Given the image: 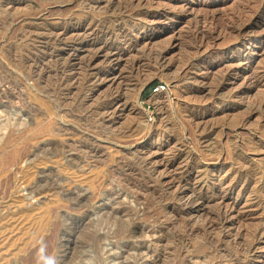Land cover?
<instances>
[{"label":"rangeland","instance_id":"obj_1","mask_svg":"<svg viewBox=\"0 0 264 264\" xmlns=\"http://www.w3.org/2000/svg\"><path fill=\"white\" fill-rule=\"evenodd\" d=\"M120 263L264 264V0H0V264Z\"/></svg>","mask_w":264,"mask_h":264},{"label":"bare ground","instance_id":"obj_2","mask_svg":"<svg viewBox=\"0 0 264 264\" xmlns=\"http://www.w3.org/2000/svg\"><path fill=\"white\" fill-rule=\"evenodd\" d=\"M131 42V41H130ZM134 44V43H133ZM98 46V45H97ZM135 46V45H134ZM119 56V55H118ZM117 56V57H118ZM121 56V55H120ZM115 57V56H114ZM157 63V62H156ZM202 88H204V87H202ZM198 89V88H197ZM12 90V89H11ZM196 90V89H195ZM200 90V89H199ZM14 91V90H13ZM12 91V92H13ZM200 91H202V90H200ZM195 92V91H194ZM195 93H197V92H195ZM205 93V92H204ZM198 94V93H197ZM15 95V94H14ZM139 148V147H138ZM137 148V149H138ZM140 151V150H139ZM140 152H142V151H140ZM138 153V152H137ZM246 171V170H245ZM248 172V171H247ZM246 172V173H247ZM241 173V172H240ZM242 175V174H241ZM244 175V174H243ZM183 189V188H182ZM181 189V191L179 192V194H181V195H183V194H185V193H187V190H182ZM191 195L189 196V197H187L186 198V200L183 202V206L186 208V209H189V212L192 210V209H195V208H200L201 206H202V204H204L203 202V200L200 198V197H197L196 195H194V193H193V190L191 189ZM193 193V194H192ZM184 197V196H183ZM178 198H180V196L178 197ZM181 199V198H180ZM172 200V199H171ZM184 200V199H183ZM182 200V201H183ZM177 202H178V199H177ZM180 202V201H179ZM235 207V206H234ZM202 209V208H201ZM230 209V208H229ZM236 209V208H235ZM199 211H201V210H199ZM193 212V211H192ZM113 213V212H112ZM190 215V214H189ZM206 215H207V213H206ZM206 215H204V217L206 216ZM208 216V215H207ZM207 216H206V218H207ZM212 216H213V213H212ZM214 216H216V214L214 215ZM225 216V215H224ZM211 217V216H210ZM210 217H208L209 219H210ZM203 218V217H202ZM199 219V218H198ZM204 219V218H203ZM213 219V218H212ZM216 219H218V223H212L211 221H209L208 223V226H209V228L211 227H223L224 226V224H227V222H228V220H230V219H228L227 218V216H225V217H223V219H220L219 217L218 218H216ZM205 220V219H204ZM201 221V220H200ZM203 221V220H202ZM202 221H201V223H202ZM206 221V220H205ZM216 222H217V220H216ZM204 223V222H203ZM202 223V224H203ZM228 225V224H227ZM226 226V225H225ZM228 227V226H227ZM200 229V228H199ZM202 229V228H201ZM205 229V228H204ZM225 229V228H224ZM213 230H215V229H213ZM210 231V230H209ZM221 231H222V229H221ZM221 231H220V233H221ZM257 231V230H256ZM255 231V232H256ZM140 232V231H139ZM146 232V231H145ZM224 232V231H223ZM215 233H217V232H215ZM218 233H219V230H218ZM135 234V233H134ZM137 234V233H136ZM139 234V233H138ZM214 234V233H213ZM255 234H257V233H255ZM212 235V234H211ZM221 235V234H220ZM219 235V236H220ZM227 235V234H226ZM225 234H224V236H226ZM254 236V235H253ZM171 237V236H170ZM227 237V236H226ZM167 238V237H166ZM209 238H211V237H209ZM220 238V237H219ZM225 238V237H224ZM212 240H213V238H212ZM219 241V240H218ZM252 243V242H251ZM246 245V243L244 244V246ZM253 245V244H252ZM248 246V245H247ZM246 248V247H245ZM250 244H249V247H248V250L247 251H249L250 250ZM246 250V249H245ZM245 250H244V252L243 253H245ZM152 251V250H151ZM237 251V250H236ZM241 251H243V250H241ZM246 251V252H247ZM148 252H150V251H148ZM147 252V253H148ZM240 252V251H239ZM250 252V251H249ZM252 252V251H251ZM234 254V253H233ZM236 254H237V252H236ZM232 255V254H231ZM153 256V255H152ZM238 257V256H237ZM119 258V257H118ZM121 258V257H120ZM52 259V258H51ZM119 260V259H118ZM158 260V259H157ZM160 260V259H159ZM153 261V260H152ZM121 262V261H120ZM157 263V262H156ZM121 264V263H120Z\"/></svg>","mask_w":264,"mask_h":264},{"label":"built area","instance_id":"obj_3","mask_svg":"<svg viewBox=\"0 0 264 264\" xmlns=\"http://www.w3.org/2000/svg\"><path fill=\"white\" fill-rule=\"evenodd\" d=\"M164 88L165 87L163 84L158 83L156 85H151L149 92L150 93H158V92L162 91Z\"/></svg>","mask_w":264,"mask_h":264},{"label":"water","instance_id":"obj_4","mask_svg":"<svg viewBox=\"0 0 264 264\" xmlns=\"http://www.w3.org/2000/svg\"><path fill=\"white\" fill-rule=\"evenodd\" d=\"M145 89H146V87L142 88V90H141V92H140V94H139V98L141 97V94H142V92L145 91Z\"/></svg>","mask_w":264,"mask_h":264},{"label":"trees","instance_id":"obj_5","mask_svg":"<svg viewBox=\"0 0 264 264\" xmlns=\"http://www.w3.org/2000/svg\"><path fill=\"white\" fill-rule=\"evenodd\" d=\"M150 87L144 92V95H147L149 93Z\"/></svg>","mask_w":264,"mask_h":264}]
</instances>
